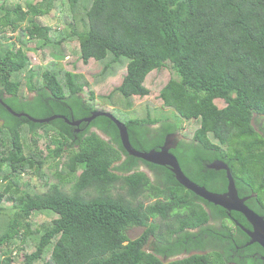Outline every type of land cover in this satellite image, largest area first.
Returning a JSON list of instances; mask_svg holds the SVG:
<instances>
[{"label":"trees","instance_id":"obj_1","mask_svg":"<svg viewBox=\"0 0 264 264\" xmlns=\"http://www.w3.org/2000/svg\"><path fill=\"white\" fill-rule=\"evenodd\" d=\"M67 1L71 19L54 29L38 18L49 15L56 0L26 8L22 0H0V99L35 119L58 115L78 121L104 111L123 122L110 112L116 108L98 107L83 75L60 62L72 40L85 64L105 61L103 73L125 65L121 85L107 100L116 93L126 101L148 97L149 74L169 69L173 77L155 101L174 110L188 129L184 133V122L153 119L148 112L146 118L123 122L132 146L140 152L160 150L169 135L179 133L170 152L187 177L223 194L229 183L226 171L209 168L223 162L240 198H249L248 207L264 208V0ZM8 30L18 34L19 45ZM29 42L51 47L58 59L33 65ZM42 138L45 150L38 144ZM0 148V215L6 212L5 201L13 204L0 235V264H14L16 251L25 252L27 240L35 236L39 243L24 253V264H264L250 257L256 246L238 250L232 259L235 244L213 247L215 240L206 253L171 260L188 243L195 244L189 251L207 249L189 229L212 236V219L246 224L245 216L187 190L168 167L130 156L107 117L79 127L62 118L41 124L12 115L0 103ZM141 164L156 173L155 181ZM46 166L56 170L57 183H48ZM29 172L49 187L45 193L28 192V183L20 187ZM35 212L57 217L34 229ZM135 228L143 232L132 239L129 232Z\"/></svg>","mask_w":264,"mask_h":264},{"label":"rangeland","instance_id":"obj_2","mask_svg":"<svg viewBox=\"0 0 264 264\" xmlns=\"http://www.w3.org/2000/svg\"><path fill=\"white\" fill-rule=\"evenodd\" d=\"M41 1L42 0H22V4L26 8V4L28 3H40ZM71 13L72 9L69 6L67 0H56L54 10L49 15L38 18V21L40 24L51 26L54 29L58 27H64L70 21ZM78 18H80V15L78 16ZM77 22L78 28L79 30H81L82 24L78 20ZM66 32L69 33L70 29H66ZM7 34L8 36L12 37V42L19 45L20 42L18 39V34L11 32V30H8ZM37 45V43L33 42H29L28 44L29 47H32L34 49L28 52L33 65L44 66L51 63L55 59H58V56L55 55V52L51 47L42 49L41 46ZM77 48V42H75L74 40L69 41L66 44L68 56L67 58L61 59L60 62H62L66 69H68L69 71L81 74L86 78V80L90 83L92 90L95 92V100L99 104V108H101L100 105H104L105 107H102V109L106 111L116 108L120 115L117 111L110 112L114 113L123 122H125V120L133 118H146L148 112L153 119L170 118L171 120H178L180 124L184 122L183 124L185 129L183 132L186 133L188 129L187 122L179 118L174 110L170 108H163L155 101V97L158 95L159 90L171 79V77H173V73L169 69H161L159 71H153L149 74L148 78L146 79L145 85L151 91L150 96L143 98L136 96L126 101L122 96L116 93L114 96L107 100L105 98L110 97L109 94L113 92L116 87L121 85L126 74L125 65H113L109 69H106V73H103L105 61L96 62L95 60H91L88 64H85L80 58ZM84 95H88V90H86V93ZM260 122H262V125H264V119H261ZM259 128L260 126L257 127V129ZM41 134H43L42 131ZM49 134H52V132ZM102 136L105 138L104 135ZM45 139H40L38 143L43 150H45ZM0 150L3 149L0 148ZM44 172L50 176L48 179L49 184L58 182V180L54 177V174L56 173L55 169L49 170V167L46 166L44 168ZM25 183H28L25 189L33 194H43L49 189V187L42 182V179L38 178L37 174L33 172H29L28 174H25L21 177L20 187L24 188ZM3 185L4 183L0 179V189L3 187ZM148 202H150V200L147 201V203ZM3 206L6 208V212L0 215V235L3 233V231H5V226L9 221V211L13 209L12 202H9L8 200L3 203ZM56 217L57 216L55 214L50 212H35L32 217L34 229H41L42 224L48 225ZM142 232V228L131 229V231L129 232V236L130 238L135 239L139 237ZM38 243L39 236L29 238L27 240V245L25 246V252H33ZM17 244H19V241L17 242ZM25 252L16 251L17 254L15 255L16 260L14 264H24ZM50 253L51 252H47L44 257H48ZM43 263V260H41L36 264Z\"/></svg>","mask_w":264,"mask_h":264},{"label":"water","instance_id":"obj_3","mask_svg":"<svg viewBox=\"0 0 264 264\" xmlns=\"http://www.w3.org/2000/svg\"><path fill=\"white\" fill-rule=\"evenodd\" d=\"M0 103L12 115L16 117L25 116L29 118L31 121L41 124L50 123L56 119L62 118L69 125L79 127L82 123L90 124L98 117H107L111 119L118 127L120 140L124 150L130 156L141 159L150 164H154L162 167H168L175 175L177 181L187 190L193 192L195 195L199 196L200 198L211 204L224 208L228 212L236 211L244 215L247 221L251 225L255 226V230L253 232H248L250 237L252 238V242H258L262 247H264V219L246 205L247 198H240L234 178L231 174L228 165H226L225 163L220 161H215L214 163L209 165L210 169H214L217 171L225 170L229 181L227 192L223 194L214 193L207 190L205 187L200 186L197 183L193 182L189 177L186 176V174L183 172L180 166L177 157L170 152V149L172 148L169 141L171 136H169L166 139L165 144L161 147L160 150L153 149L149 152H140L137 151L132 146L126 125L109 112L96 111L93 112L91 116L78 121L69 120L64 116H58V115L52 116L47 119H35L30 117L26 113H16L2 99H0Z\"/></svg>","mask_w":264,"mask_h":264},{"label":"flooded vegetation","instance_id":"obj_4","mask_svg":"<svg viewBox=\"0 0 264 264\" xmlns=\"http://www.w3.org/2000/svg\"><path fill=\"white\" fill-rule=\"evenodd\" d=\"M93 131H95V129ZM169 136H171L170 140H169L171 147H172L171 149H174L176 147L178 141L180 140L181 135L179 133H177L176 135H169ZM140 169L143 171H146L152 177V179L154 181L156 180V173L151 171L146 165L141 164ZM253 197H256V195L254 194ZM248 199H247V201H248ZM253 211L256 212L259 216H261L264 219V208H260L258 210H253ZM210 223H211V226L216 229V232H214L213 235L216 236L217 238H214L213 235L210 236L207 233H203V231L200 228L189 229L190 234H192V235L197 234L196 236L192 237V238H194V240H197L198 238H200L201 242H204V246L207 248L206 250L203 249L201 251H195V250L189 251L193 247V245H195V244L194 243H191V244L188 243L187 249L184 250L182 253H180L178 256L173 257L171 260L183 259V258H186L188 256H191L192 254H194L196 252L206 253V252L210 251L208 248L209 243H213L215 240V242L212 244L213 247H225L231 241L235 244L236 249L232 250V252L234 254L230 255V257L232 259H234L237 256L238 250H240L244 247L248 248V247L256 246V249L258 251L253 253L250 257L255 259V260L262 261L264 263V247H262L258 242H252V238L250 237L248 232H253L255 230V226L251 225L247 221V219H246V224H244V223L242 224V223L238 222L236 219L226 221V220H223L222 218L212 219ZM225 225L231 228V229L227 228V232L229 233L228 236L224 233V231H226ZM204 227H206V226H204ZM222 230H223V232H222ZM243 243H244V245H243ZM228 264H239V263L232 261L231 263H228Z\"/></svg>","mask_w":264,"mask_h":264}]
</instances>
